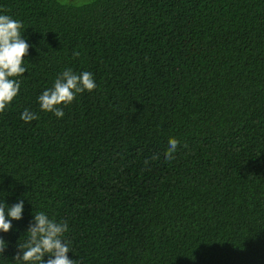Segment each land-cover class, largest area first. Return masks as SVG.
I'll list each match as a JSON object with an SVG mask.
<instances>
[{"label":"trees","instance_id":"trees-1","mask_svg":"<svg viewBox=\"0 0 264 264\" xmlns=\"http://www.w3.org/2000/svg\"><path fill=\"white\" fill-rule=\"evenodd\" d=\"M0 14L30 45L0 113V201H24L0 264L35 211L67 221L76 264H264V0H0ZM69 67L97 87L58 118L38 96Z\"/></svg>","mask_w":264,"mask_h":264},{"label":"clouds","instance_id":"clouds-1","mask_svg":"<svg viewBox=\"0 0 264 264\" xmlns=\"http://www.w3.org/2000/svg\"><path fill=\"white\" fill-rule=\"evenodd\" d=\"M22 21L14 19L7 14H0V113L4 112L14 98L19 94L22 81L17 77L23 76L28 68L24 60L29 52L30 45L23 38L21 29ZM74 57L80 56L79 51H74ZM97 87L94 76L89 71L75 72L72 68H65L57 75L53 86L47 88L38 96V102L42 111L51 112L56 117L65 115L61 105L72 103L78 94L84 91H94ZM20 118L28 123L38 120L39 116L25 108ZM180 141L170 137L165 159L175 158ZM159 159L153 155L151 160ZM145 166L149 160L145 159ZM24 201L9 206L5 201H0V232H9L13 225L12 220L23 218ZM69 225L65 220L50 218L44 211H35L34 219L27 229V240L19 243L15 255L16 264H76V259H70L69 252H73L69 242L64 239ZM8 245L0 236V254H4ZM48 257L45 259V257Z\"/></svg>","mask_w":264,"mask_h":264}]
</instances>
